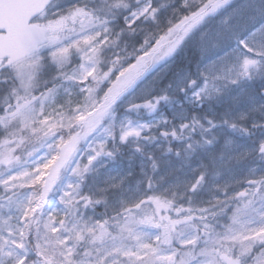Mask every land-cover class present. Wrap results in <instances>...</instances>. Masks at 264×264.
I'll return each instance as SVG.
<instances>
[{
  "label": "snow or ice",
  "instance_id": "snow-or-ice-1",
  "mask_svg": "<svg viewBox=\"0 0 264 264\" xmlns=\"http://www.w3.org/2000/svg\"><path fill=\"white\" fill-rule=\"evenodd\" d=\"M0 264H264V0H0Z\"/></svg>",
  "mask_w": 264,
  "mask_h": 264
}]
</instances>
